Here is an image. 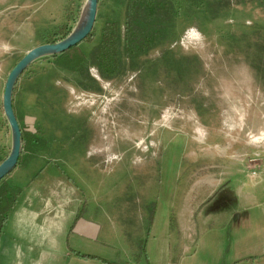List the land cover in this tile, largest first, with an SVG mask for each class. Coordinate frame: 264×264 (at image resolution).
Returning <instances> with one entry per match:
<instances>
[{
	"label": "rangeland",
	"instance_id": "374dc122",
	"mask_svg": "<svg viewBox=\"0 0 264 264\" xmlns=\"http://www.w3.org/2000/svg\"><path fill=\"white\" fill-rule=\"evenodd\" d=\"M31 1L32 8L21 15L3 8V0L0 2V164L12 150V132L2 102L10 72L33 48L70 34L87 3ZM210 1L175 0V35L136 58L124 54V71L114 79H103L90 65L98 85L84 81L88 89L79 86V76L56 67L52 57L31 65L20 78L21 92L17 91L15 101L24 139L21 161L0 188L13 184L29 192L35 189L37 177L51 168L56 178L49 182V199H60L67 192L72 200L75 192L77 201L85 202L88 215L107 221L117 212L122 220H128L126 239L136 241L139 251L146 246L153 223L154 232L160 233L175 188L188 189L196 170L206 168L220 179L215 191L199 190V182L197 191L191 192L196 202L218 204L204 206L203 214H197V231H213L223 223L206 216L221 202H249L250 211L256 213V202H264V153L258 154L264 149V79L256 80V59H263L258 47L264 44V0H229L230 6L216 19L207 7ZM61 3L67 21L63 29L50 28L48 14L57 16ZM116 11H120L125 44V5L116 7L114 0H100L92 40L80 44L87 56L100 43L102 29L108 20L115 19ZM27 32L33 38L18 42L16 35ZM29 88L42 92L40 115L32 126L29 97H21ZM256 145L261 148L256 150ZM227 151L236 152L239 160L199 158L205 156L202 152L210 156L211 152ZM245 185H253L250 193L241 192ZM27 192L23 200L31 202ZM188 195L181 194V201L188 200ZM179 203L172 206V228L181 211ZM221 229L226 240L220 262L207 250L199 255L202 262L182 261L175 241V256L169 264L264 263V257L234 249V242L242 239L240 228L221 225ZM71 245L82 253H97L111 260L107 251L101 252L94 245L74 240ZM124 249L118 245V250ZM135 253L138 251L131 257L137 263L166 264L152 251L142 257ZM244 256L251 259L234 260Z\"/></svg>",
	"mask_w": 264,
	"mask_h": 264
},
{
	"label": "crops",
	"instance_id": "0c3cea01",
	"mask_svg": "<svg viewBox=\"0 0 264 264\" xmlns=\"http://www.w3.org/2000/svg\"><path fill=\"white\" fill-rule=\"evenodd\" d=\"M9 1L10 0H3L4 6L2 7L7 9L12 8L16 11L15 13L17 15L26 13L25 11L30 7L32 8L34 5L31 0H12L11 5ZM64 9L65 7L61 3L58 10H56V18L52 17V13L48 14V26H51L50 28L62 27L65 20L67 21V13ZM61 29H63V27ZM17 31L19 32L20 29ZM16 37L18 42L33 38L28 32L26 34L18 33ZM63 71L65 73H71L65 70ZM71 74L74 75V77H78L76 74ZM20 83L21 81L19 80L13 98V105L17 118L15 101L17 91L20 90L21 92L19 88ZM27 91L26 93L22 92L21 97L24 99L25 95L29 97V110L32 112L34 121L33 123L30 122L32 126L35 121H38L40 115L38 110L42 102V92L39 88H34V91H31L29 88ZM258 146L256 145V150ZM263 147L264 145L262 148ZM259 148L261 147L259 146ZM202 153L205 156L199 158L239 160V158L236 157V155H238L236 152H211L210 156H208L209 154L206 152ZM262 153H264V149L258 152V154ZM195 157L198 159L197 156ZM206 164L209 165L208 162ZM55 166L62 174L66 175L59 165L55 164ZM47 169L48 170L45 172L43 171V173L37 177L34 190L27 192L24 191L22 186L11 184L21 188V193L9 212L0 234V264H105L102 260L115 264H140L131 257L134 250L138 251V253L134 255L137 256V254H140L141 257L142 254H149V251H152L157 256L160 255L166 264H169L172 260V256H175L173 250L175 241L179 243V250H181V254L183 255L182 261L189 258L192 262H202V259H199V255L202 250H207L211 254L216 255V262H220L219 260L223 252V247H225L226 240L225 232L221 229V225H230L231 227L240 228V230H242V233L240 232L242 239L237 236L240 240L234 242V249L243 248L246 249L247 252L241 254H255L257 257H264V202H256V213L255 211H250L248 207L249 202H221V205L214 209L216 213L210 211L206 216H210L213 220L217 221L221 219L223 223L214 226L213 231H209L208 229L197 231L199 226L196 219L197 214H203L202 208L204 206L209 207L218 205L216 202H196L193 200L195 194L191 192H193V190L195 191L197 187L200 188L199 190L207 189L215 191L218 183H220L219 177L209 172L206 168L196 170L194 173L192 172L190 176L191 181L189 179L188 183V189L181 190L179 186L175 188L172 198L169 199L171 203L169 204L170 207H168L167 220L163 221L164 224L162 228L160 227V233L154 232L155 224L153 223L151 233H148L145 249H141L140 251L136 241L130 243V241H128L129 239H126V233L124 231L127 228L126 222L128 220H122L117 212L111 213L112 216H110L107 221L88 215L86 213L85 202H78V195L75 192L73 193L72 200H69L67 192L66 195L60 199H49L47 196L49 187H51L49 182L52 178L56 177L53 176L51 168ZM250 177H252V175ZM199 182L202 186H197ZM216 182L218 183L216 184ZM252 187L245 185L241 189V192L245 193L247 191V193H250ZM257 188H259V184L256 181V192ZM254 191L253 189V192ZM26 192L30 193L28 197L31 199V202H24L23 199L25 198ZM181 194L188 195V200L181 201ZM177 202H180L178 205L181 211L179 210L176 216V224H174L173 230L170 222L173 214L171 210L174 208L172 207L173 204H177ZM204 228L207 227L204 225ZM245 233L247 235H245ZM174 234H176V237ZM127 238L129 237L127 236ZM157 239L159 241H157ZM73 240L99 247L98 249L101 252L107 251L111 256V260H107L97 255V253H82L74 249L71 245ZM180 240H183V244H181ZM187 241H189L188 245L186 243ZM154 242L156 243L152 246ZM219 244L221 245L220 250L215 249ZM118 245L124 247V251L118 250ZM107 248L109 251L106 250ZM237 251L240 253L239 250ZM77 253L96 256L98 259H84L79 257ZM249 258L250 257L245 256L236 257L234 260H238L236 262H241ZM251 264L264 263H256L253 261Z\"/></svg>",
	"mask_w": 264,
	"mask_h": 264
},
{
	"label": "trees",
	"instance_id": "16d2710c",
	"mask_svg": "<svg viewBox=\"0 0 264 264\" xmlns=\"http://www.w3.org/2000/svg\"><path fill=\"white\" fill-rule=\"evenodd\" d=\"M230 3L229 0H211L207 7L210 15L216 19L220 17L224 9L230 6ZM114 4L116 7L125 5V44L122 41L120 11H116L115 19L105 23L101 41L92 50L90 56H87L79 45L61 55L52 57L55 59L56 67L79 76L78 84L81 88L88 89L90 87L84 81L98 85V81L90 73V65L98 69L103 79H114L124 71V54L128 58H136L148 53L175 35V18L177 15L175 0H114ZM68 35L69 33L64 38ZM92 37L93 34L91 33L85 41L92 40ZM258 50L263 59H256V80L261 82L264 79V44H260ZM20 193L21 188L11 184L0 188V234ZM77 255L84 259H98L96 256L80 253ZM102 261L105 264H115L106 260Z\"/></svg>",
	"mask_w": 264,
	"mask_h": 264
},
{
	"label": "water",
	"instance_id": "95a60500",
	"mask_svg": "<svg viewBox=\"0 0 264 264\" xmlns=\"http://www.w3.org/2000/svg\"><path fill=\"white\" fill-rule=\"evenodd\" d=\"M98 8L99 0H87L79 22L66 38L58 42L43 44L33 48L10 72L4 89L3 111L12 132V150L8 158L0 164V182L17 167L23 149L22 129L13 105L14 91L17 83L23 73L38 60L61 55L85 41L93 32Z\"/></svg>",
	"mask_w": 264,
	"mask_h": 264
}]
</instances>
